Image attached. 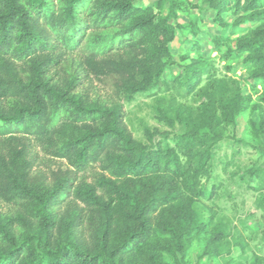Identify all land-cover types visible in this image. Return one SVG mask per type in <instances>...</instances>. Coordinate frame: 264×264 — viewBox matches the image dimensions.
Here are the masks:
<instances>
[{
  "label": "trees",
  "instance_id": "1",
  "mask_svg": "<svg viewBox=\"0 0 264 264\" xmlns=\"http://www.w3.org/2000/svg\"><path fill=\"white\" fill-rule=\"evenodd\" d=\"M199 1L222 26L224 12L235 16L232 33L239 35L212 40L242 57L252 86H263L264 103V0ZM195 5L0 0V203L16 210L7 216L0 209V264H162L164 254L184 264L191 236L204 227L195 203L212 196L206 181L223 135L193 127L173 146H146L120 106L74 92L79 77L71 71L77 56L82 71L111 81L117 97L130 102L149 93L179 63L171 51L185 27L179 12ZM193 62L186 69L198 78ZM244 101L239 93L225 103V116ZM259 125L264 129V116ZM33 146L56 165L41 169Z\"/></svg>",
  "mask_w": 264,
  "mask_h": 264
},
{
  "label": "rangeland",
  "instance_id": "2",
  "mask_svg": "<svg viewBox=\"0 0 264 264\" xmlns=\"http://www.w3.org/2000/svg\"><path fill=\"white\" fill-rule=\"evenodd\" d=\"M193 3L197 7L188 16L179 15L180 22L189 25L191 21L192 26L179 28L171 44L179 63L165 71L160 87L126 101L117 97L111 81L87 76L76 56L71 72L79 77V83L74 92L95 103L120 106L128 130L146 146L158 142L173 146L177 134L193 127L223 135L213 149V177L206 181L212 196L195 203L204 227L191 236L184 264H264V129L259 127L264 116L263 86H252L242 57L228 55L227 43L218 46L212 40L219 35L232 40L237 37L238 30L232 33L231 27L234 16L225 15L227 24L222 26L215 12L199 0ZM196 31L201 34L196 35ZM230 43L234 46L235 40ZM192 60L196 61L193 68L201 72L198 78L191 77L186 69ZM178 77L182 83L174 82ZM196 81V86H189ZM239 93L245 98L243 109L225 116V103L238 99ZM32 150L41 169L56 165L57 160L40 147L33 146ZM0 209L7 216L16 214L12 206L3 203ZM216 234L218 243L210 249L207 245ZM162 262L176 264L168 254L163 255Z\"/></svg>",
  "mask_w": 264,
  "mask_h": 264
},
{
  "label": "crops",
  "instance_id": "3",
  "mask_svg": "<svg viewBox=\"0 0 264 264\" xmlns=\"http://www.w3.org/2000/svg\"><path fill=\"white\" fill-rule=\"evenodd\" d=\"M149 2L148 3H154L155 1H157V0H148ZM190 1H195V0H190ZM232 4V2H230V5ZM204 5H206L207 6V8L209 9V11H212V12H214L212 9H210L209 7H208V5L207 4H204ZM191 10H193V9H191ZM180 13H183V14H186L187 16L190 14V12H188V13H186V12H179V15H180ZM228 13H231L230 11H227V12H224L223 14H222V16L224 17V19L226 20L227 18H226V16L225 15H228ZM180 17V16H179ZM234 18H235V16H234ZM179 23L180 24H182V25H184V26H188L187 24H183L182 22H180V18H179ZM189 23H190V21H189ZM179 30V29H178ZM178 30H177V33H178ZM201 33H199V35H200ZM239 35V34H238ZM237 35V36H238ZM176 36H177V34H176ZM175 39H176V37H175Z\"/></svg>",
  "mask_w": 264,
  "mask_h": 264
}]
</instances>
